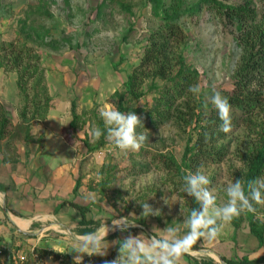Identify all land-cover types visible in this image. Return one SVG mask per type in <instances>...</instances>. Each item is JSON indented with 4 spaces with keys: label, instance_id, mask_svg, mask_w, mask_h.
<instances>
[{
    "label": "rangeland",
    "instance_id": "rangeland-1",
    "mask_svg": "<svg viewBox=\"0 0 264 264\" xmlns=\"http://www.w3.org/2000/svg\"><path fill=\"white\" fill-rule=\"evenodd\" d=\"M102 1L0 0V100L12 118L2 144L6 152L12 155L15 152L16 157L19 151L38 148L56 151L58 156H63L60 160L64 163L70 161L71 172L82 177L81 190L74 194V199L89 203L92 209L89 218L113 227L109 222L127 216L136 223V227L129 229L133 235L142 232L149 237L152 234L164 236L167 226L175 227L182 235L184 216L192 206L189 197L181 191V175L168 171L164 160L173 156L182 163L187 147L196 142L199 131L196 119L191 121V109L199 112L200 101L211 104L208 97L213 90L225 96L226 90L233 89L234 73L242 54L236 40L238 32L208 5L197 9L199 0L183 1L182 8L190 11L178 17L176 24L184 37L171 44L173 49L183 52L188 66L198 70L194 84H199L202 91L199 96L188 92L185 98H176L173 106L183 110L182 119L173 106L170 112L174 115L167 114L166 120L155 114L146 116L147 111L157 109L158 98L166 99L163 94L173 82L160 76L145 77L142 88L146 94L140 98L128 96L127 105L128 111L133 107L144 108L137 113L144 125L137 131L148 132V140L138 152H123L105 136H101L106 142L103 146L99 144L101 137L90 140V132L93 127L104 128L99 109L118 108L116 91L125 90L124 83L140 65L147 47L161 36L165 9L156 14L152 0L108 1L100 9ZM173 2L176 0H165L164 7H170ZM254 5L259 15H264V0H254ZM11 42L15 50L9 48ZM17 54L19 63L15 60ZM36 55L39 59L34 57ZM28 64L40 68L26 86L31 97L38 96L40 107L46 106L49 100L48 111L41 110L45 117L42 114H37L40 118L31 117L36 101L25 98L18 86L19 70ZM187 100L191 101L190 108L185 107ZM73 102L80 116L77 129L71 125ZM25 106L29 110L26 120L21 117ZM159 109L169 112L165 102L159 103ZM239 116L231 112L232 130L217 146L224 159L214 162L212 155L197 166H202L201 170L209 176L210 187L220 204L227 200L224 191L227 182L245 181L244 157L255 146L257 132L264 131V109L253 117L260 130ZM191 171L187 169L188 173ZM144 201L153 209H159L161 214L142 217L140 202ZM248 214L239 216L243 218L239 228H235L232 221L226 224L215 242L198 241L190 252L181 256L178 264H194L201 258H213L219 264H226L223 257L237 260L245 254L251 259L264 256V245L260 246L251 232ZM254 215L264 217V205H256ZM119 232L108 240L107 254L116 246L119 249V244L114 243L117 237L122 239L128 235V232ZM31 245L0 247V252L11 249L8 256L0 259V264H16L13 254L27 257L22 264H46L50 257L53 259V255L42 256L37 252V257L33 256Z\"/></svg>",
    "mask_w": 264,
    "mask_h": 264
},
{
    "label": "trees",
    "instance_id": "trees-1",
    "mask_svg": "<svg viewBox=\"0 0 264 264\" xmlns=\"http://www.w3.org/2000/svg\"><path fill=\"white\" fill-rule=\"evenodd\" d=\"M108 1L115 0H103L99 8L102 9L105 7ZM152 1L154 2V11L156 14H160L161 10L165 9V22L161 30V36L154 39L150 46L147 47L140 65L134 69L133 73L124 83L125 90L116 91L115 95L119 98L118 109L127 112L130 109L127 105L128 96L140 98L146 94V91L142 88L145 77L148 78L152 76L156 78L160 76L163 79H169L173 84L170 85L163 94L166 99L158 98L159 103H166V108L169 109V112L160 110L159 103H157V109L147 111L145 114L146 116H153V114H155L159 119L166 120V118H168L167 114L168 116L170 114L174 115L170 110L176 98H185L189 95L188 88L190 85L194 84L199 76V72L197 69L188 66L183 52L178 51V48L173 49L174 45L171 44L172 41L178 40L179 42L181 38L184 37L182 29L176 24V19L188 10V8L185 10L182 8L184 0H176L170 7H164L165 0ZM205 4L224 17V19L232 24L238 32L236 40L242 51L241 60L234 73V87L232 90H226L225 97L229 99L233 115L239 113V117L244 119L248 125L259 129L260 125H258L257 121L255 122V120H253V117L264 109V15H259L254 5V0H245L239 3H228L225 0H199L196 8L199 9L200 6H204ZM122 5L125 8L128 7L123 2ZM38 36L41 37L40 32H38ZM11 47L15 50L14 42L9 44V48ZM18 57L19 55L17 54L15 58L17 63H19ZM32 57L29 56L30 59H34ZM34 57L38 58L39 55ZM39 70L40 68L36 64L34 66L28 64L19 70L18 78V86L23 92L24 97H27V99L32 102L36 101L37 103L34 102V112L31 116L36 118H40L37 117V114H42V109L44 112L49 109V100L46 104L48 108L46 106L40 107L39 100H37L38 96L35 95L31 97L30 93H27L28 86H26V84L29 83V78L34 77L35 72ZM32 71L34 73H32ZM38 81L39 85L40 79ZM154 85L155 84L152 86ZM190 102V100H187V102H185V107L190 108ZM197 108H199V112H196L194 108L191 109L190 112L191 121L196 119V129L199 131L196 142L187 147L182 163H179L173 156L165 157L164 160L165 168L170 172L180 174L182 179L184 175L188 173L187 169H190V171L192 170L191 172H195L198 169L197 166H200L204 159H208V157L212 155L214 162H221L224 159V156L221 154L223 153L222 150L217 148L219 141L225 137V133L218 130L221 121L218 118L217 111L212 104H205L202 101L197 105ZM28 111V106H25L21 112V117L25 120L27 119ZM132 111L139 113L144 111V108L133 107ZM174 111L178 113L177 116H179L180 119L183 118V110L175 106ZM72 114L73 120L71 125L74 129H77L80 116L77 112L76 102L72 103ZM41 116L45 117L43 114ZM11 119L10 114L5 110L4 104L0 100V140H2L8 126L12 123ZM257 135L258 138L255 146L252 147L247 156L244 157L246 166L244 176L245 182L264 175V131H258ZM105 143L104 137H101L99 144L103 146ZM81 185L82 177H79L74 188L75 195L79 192ZM181 186H183V184H181ZM189 199L192 206L191 209L198 206L193 198L189 197ZM62 204H70L80 212L81 217L79 219V225L82 232L91 233L101 226L99 219L88 217V213L91 211L89 205L80 204L75 199L64 201ZM242 221V217H237L232 220V223L235 228H239ZM248 221L250 223L251 232L258 239L260 246H263L264 222L255 217L253 213L248 214ZM10 252V248L2 250L0 252V259L8 256ZM35 252L40 253L42 256L53 255V259L58 261L59 264H74L73 257L75 255L70 252L41 248H35ZM118 255L119 252L116 251L106 255H89L82 261V264H106V261H111ZM223 260L226 264H264V256L251 259L247 254L241 256V258L237 260L231 258L227 259L225 257H223ZM194 264L219 263L213 258H201L195 260Z\"/></svg>",
    "mask_w": 264,
    "mask_h": 264
},
{
    "label": "clouds",
    "instance_id": "clouds-1",
    "mask_svg": "<svg viewBox=\"0 0 264 264\" xmlns=\"http://www.w3.org/2000/svg\"><path fill=\"white\" fill-rule=\"evenodd\" d=\"M188 91L199 96L202 89L199 84H194L189 86ZM208 101L214 106L221 121L218 130L229 133L232 130L229 99L220 91L213 90ZM99 115L104 128L101 130L93 127L90 140L105 136L108 142L123 152H138L148 140V132L137 131L144 125L142 118L135 111L124 112L116 107L105 106L99 109ZM201 169L202 166L183 177L181 191L193 198L198 206L190 209L184 216L185 231L182 235L177 233L175 227L168 226L164 229V236L152 234L149 237L142 232L133 235L129 229L136 227L135 221L127 216L120 217L113 219L111 229L105 224L101 225L103 233L97 229L85 234L78 246L72 248L71 252L76 253L73 257L74 264H82L84 254L106 255V249L109 247L106 239L108 232L117 229L128 232V235L114 242L119 244V255L111 261H106V264H178L181 256L190 252L198 241L206 244L215 242L223 234L226 224L242 213L255 214L256 205H264V176L247 182L244 179L227 182L224 189L227 200L220 204L217 203L214 189L210 187L212 181ZM179 201L182 204V201ZM166 202L169 203L168 200ZM140 203L143 208L142 217L161 214L159 209H153L146 201ZM257 218L264 219L259 216Z\"/></svg>",
    "mask_w": 264,
    "mask_h": 264
},
{
    "label": "crops",
    "instance_id": "crops-1",
    "mask_svg": "<svg viewBox=\"0 0 264 264\" xmlns=\"http://www.w3.org/2000/svg\"><path fill=\"white\" fill-rule=\"evenodd\" d=\"M2 141L0 140V247H24L30 243L34 250L41 248L71 252L68 248L78 246L86 234L80 230V212L70 204H62L73 200L75 196L74 188L78 177L75 172H71L72 163L62 162L60 159L63 156H58L56 151L38 148L18 150L16 157L15 152L14 155L6 152ZM75 200L78 202L77 198ZM79 203L84 204L81 201ZM101 228L100 226L98 229L103 233ZM119 231L110 230L108 234L112 235L106 239L110 240L115 234H120ZM119 239L121 237L116 238ZM113 251L118 252V247ZM71 253L76 255L75 252ZM87 256L89 255L84 254L83 260ZM46 264L59 262L50 257Z\"/></svg>",
    "mask_w": 264,
    "mask_h": 264
},
{
    "label": "built area",
    "instance_id": "built-area-1",
    "mask_svg": "<svg viewBox=\"0 0 264 264\" xmlns=\"http://www.w3.org/2000/svg\"><path fill=\"white\" fill-rule=\"evenodd\" d=\"M32 254L33 256L37 257L36 253H35V250L32 249ZM27 257L24 255V254H21V255H14L13 254V260L16 264H22L26 259Z\"/></svg>",
    "mask_w": 264,
    "mask_h": 264
}]
</instances>
